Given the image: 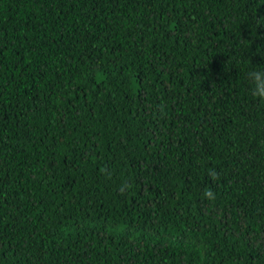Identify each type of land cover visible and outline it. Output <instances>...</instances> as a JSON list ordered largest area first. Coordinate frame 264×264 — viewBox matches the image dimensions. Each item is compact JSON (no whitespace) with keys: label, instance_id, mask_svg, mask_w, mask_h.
<instances>
[{"label":"trees","instance_id":"1","mask_svg":"<svg viewBox=\"0 0 264 264\" xmlns=\"http://www.w3.org/2000/svg\"><path fill=\"white\" fill-rule=\"evenodd\" d=\"M257 65L264 0H0V264H264Z\"/></svg>","mask_w":264,"mask_h":264},{"label":"clouds","instance_id":"2","mask_svg":"<svg viewBox=\"0 0 264 264\" xmlns=\"http://www.w3.org/2000/svg\"><path fill=\"white\" fill-rule=\"evenodd\" d=\"M246 79L249 83L250 94L260 103H264V66H253L247 73ZM204 195L213 198V193L206 190Z\"/></svg>","mask_w":264,"mask_h":264}]
</instances>
